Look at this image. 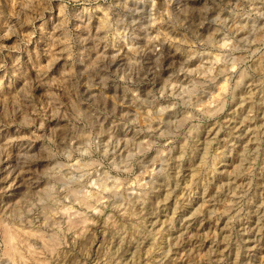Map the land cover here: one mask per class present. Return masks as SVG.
<instances>
[{"label": "clouds", "instance_id": "clouds-1", "mask_svg": "<svg viewBox=\"0 0 264 264\" xmlns=\"http://www.w3.org/2000/svg\"><path fill=\"white\" fill-rule=\"evenodd\" d=\"M0 264H264V0H0Z\"/></svg>", "mask_w": 264, "mask_h": 264}]
</instances>
